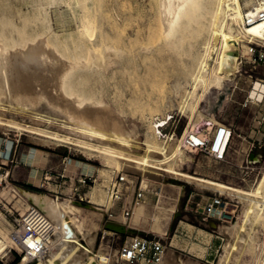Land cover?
Here are the masks:
<instances>
[{"label":"rangeland","instance_id":"obj_1","mask_svg":"<svg viewBox=\"0 0 264 264\" xmlns=\"http://www.w3.org/2000/svg\"><path fill=\"white\" fill-rule=\"evenodd\" d=\"M41 1L0 0V20L8 27L6 29L11 28L13 23L16 28L19 26L14 33L25 30L32 34L42 32V23L46 21L50 31L46 34L60 37L76 35L84 16L90 17L98 25L99 33L105 29L109 0H58L55 3L50 0ZM117 2L120 0L114 3L115 9L120 8V3ZM241 2L245 4L246 0ZM201 49V46H196V55ZM240 49L238 71L230 79L223 80L218 87L199 89L203 94L198 91L199 98L196 101L191 98L186 100L182 96L185 87L189 85L176 87L174 80L181 74V70L174 66L165 69L160 74V80L153 85L143 81L115 84V80L108 75L104 80L93 83L92 80L88 81L82 88L91 96L89 105L96 104V108L91 106L95 115L103 117L107 113L106 118L111 119L118 116L117 118L122 119L126 132L138 140H150L158 149L171 141L172 135L173 141L180 140L184 151L183 162H172V167L177 171L250 192L264 181V93L260 98L258 95L261 92L255 86L257 82L264 85V57L261 60L258 58L259 54L264 55V43L244 42ZM30 82L34 86L37 83ZM25 84L24 92L27 91L25 97L28 100H23L24 103L18 104L15 96V100L3 96L0 102V118L7 124L0 127V241L5 244V251L0 254V264H23V253L13 240V235L21 229L22 219L27 211L33 206L38 207L21 190L54 199L57 196L60 202H73L67 198L69 191L65 188L50 185L47 189L41 186L49 169L52 171L49 172V177L55 182L61 181V174L77 177L84 173L92 180L91 188L83 190L87 195L86 202L80 206L79 213L71 216L80 226L75 225L78 230H83L91 238L95 237L90 241V250L108 254L112 264H128L118 259V250L131 235L117 234L106 229L108 222H119L117 217L125 211L130 212L126 226L137 228L151 238L161 240L166 247L165 257L171 253L176 264H221L226 246L230 244L231 238L237 237L239 226L254 197L181 175L164 172L163 176L151 173L143 177L142 174L125 169L122 170L126 178L123 197L112 202L106 188L122 172L116 170L117 166L112 158L62 142H47L46 138L24 130L29 125L61 133L69 132L62 128V122L68 121V113L64 112L67 108L64 100L56 99L54 92V95L52 92L48 94L53 95L56 102L52 97L49 98L50 95H45L42 89H46L45 84L41 88L36 85L35 89L30 85L27 87L30 83ZM30 90H34L35 94L31 96V92H28ZM52 102L55 106L58 103L59 108L52 105ZM97 106L106 110L105 113ZM71 108L75 109V106L71 105L67 109L71 111ZM108 108L114 113L111 114L113 117L108 115ZM162 122L165 124L157 132L158 125ZM219 127H225L231 135L223 157L217 159L209 152V147ZM190 131L204 136L209 141L208 146L197 150L186 149L182 139ZM64 158L66 163L63 164ZM28 178L32 185L39 183V187L25 184ZM139 187H144L145 196L139 204H135ZM262 187L264 191V183ZM215 194L222 195L230 204L227 216L223 220L212 218L203 221L197 211ZM260 200L264 204V199ZM110 201L113 205L107 209ZM134 206L136 210L133 212ZM256 221L254 227L251 229L249 224V232L244 233L247 235V242L242 243L240 250L243 254L240 252L237 264H264V221ZM51 238L54 239V235Z\"/></svg>","mask_w":264,"mask_h":264},{"label":"bare ground","instance_id":"obj_2","mask_svg":"<svg viewBox=\"0 0 264 264\" xmlns=\"http://www.w3.org/2000/svg\"><path fill=\"white\" fill-rule=\"evenodd\" d=\"M55 1L58 0H50L51 3ZM109 2L105 29L102 33L98 32V25L88 16L82 17L76 35L63 37L46 34L49 31L46 21L42 23L44 24L42 32L37 31L32 34L23 30L26 26L22 29L23 31L14 33L15 29L19 28V24L16 28L14 26L16 24L13 23L11 28L6 29L8 27L4 26V21L0 20V102L3 96L8 98L15 96V99L18 98V104H22L23 100H28V97H25L27 91L24 92L25 83H30L27 85L28 88L29 85L33 88L36 85L37 88H41L45 84L47 90L42 87L45 95L50 92L53 95L55 93L56 99H63L68 109L71 105L75 106V109L71 108V111L67 108L66 111L63 110L68 113V121H61L62 128L69 132L61 133L41 126L29 125H24L27 128L24 129L25 131L46 138L47 142L50 140L59 144L62 142L88 152L104 154L114 160L116 170L130 169L142 174L143 177L151 173L162 176L164 172L171 173L254 197L245 213L244 221L239 226L237 237L234 238V236L230 242L228 241L230 244L226 246L227 250L220 262L221 264H237L236 259L240 256V252L243 254L240 250L242 243L247 242V235L245 236L244 233L249 232V224L252 229L255 221L258 220L259 222H256L260 223L264 216L262 215L264 204L260 200L264 199L262 187L264 181L262 180L261 185L249 192L177 171L172 167V162H183L184 151L180 140L173 141L172 138L162 149H158L150 140H138L126 132L122 119L117 118L118 116L114 118L112 116L114 113L112 114L109 108L108 115L112 114V119L106 118L107 113L102 109V105L101 108L97 107L104 111L105 117L95 115L91 106L96 108V104L89 105L91 96L86 94L82 86L91 80L92 83L104 80L108 75L115 80V84L143 81L153 85L158 79L160 80V74L165 69L174 66L181 70V74L174 80L176 87L189 85L185 87L182 96L186 100L191 98L196 101L199 98V89H206L209 86L218 87L223 80L230 79L238 71L242 43H264V17L260 18L261 14L264 15V0H246L245 4L243 3L247 6L246 9L241 0H120L117 2L120 3L119 9L114 8L116 0H109ZM46 5L45 7L48 6ZM246 17L249 18L248 25H246ZM24 22L27 21L24 20ZM196 46L202 47V51L197 55ZM30 81L37 83L34 86ZM20 84H22L21 87ZM255 86L260 90L261 93L258 96L261 98L264 85L257 82ZM33 91H28L31 92V96ZM40 92L37 93L39 99ZM199 93L201 94L200 91ZM52 96L50 95L49 98ZM53 97L51 99L55 100ZM59 100L58 103H61ZM32 103L36 104L34 101ZM58 103L54 105L57 108H59ZM12 109L16 110L13 107ZM17 109L19 111V106ZM94 111L96 113V110ZM164 124L165 122H162L158 125L157 132ZM4 125L7 124L0 118V127ZM188 135L193 141L201 140L193 131H190ZM230 135V131H225L223 140H228ZM221 136L218 129L211 148L215 143L219 144ZM21 193L44 213L53 226L54 239L49 240L46 256L31 260L30 264H112L108 254L98 253L99 251L94 253L90 250V241L95 237L91 238L86 235L87 233H83V230H78L77 227L80 228V226L76 224L71 214L79 213L81 205L76 202H60L58 199L25 190H21ZM112 205L110 201L107 209ZM132 209L134 212L136 206ZM117 218L115 217L119 220L117 223L122 222L120 224L126 225L129 221L124 214ZM4 251L5 244L0 241V254ZM170 254L168 253L166 257L164 255L161 264H176L173 255ZM30 259L31 257L26 256L24 261Z\"/></svg>","mask_w":264,"mask_h":264},{"label":"built area","instance_id":"obj_3","mask_svg":"<svg viewBox=\"0 0 264 264\" xmlns=\"http://www.w3.org/2000/svg\"><path fill=\"white\" fill-rule=\"evenodd\" d=\"M263 17L264 15L261 14L260 18ZM246 20L247 23H249L248 17H246ZM263 57V54L258 55L259 60ZM225 131H228L225 127H219V135L222 134L220 142L218 145L215 143L212 148L211 143L209 147V152L217 159L222 158L225 151L227 144V140H223ZM194 134L201 140L193 141L189 135H183L182 140L184 147L186 149L194 150L206 148L209 141L204 137H201L200 133ZM173 137L174 135H172V138ZM64 163H66V158L63 160V164ZM49 172H52L51 169L48 170L46 177L41 184L42 187L48 189L50 185H54L58 188H65L69 191L67 193L69 201L78 203L86 202L87 195L83 190L91 188L92 180L90 177L83 174H80L77 177H67L64 174H61V181L55 182V180L49 177ZM125 182L126 178L122 171L118 174L115 181H112L106 188L107 195L112 202H117L122 199ZM145 191L146 190L142 187L138 188L135 204H139L140 201L143 200ZM55 198L58 199L57 196ZM229 205L230 204L226 201L225 197L220 194H215L209 197L197 212L203 221H208L212 218L223 220L227 216V208ZM124 214L128 217L130 212L125 211ZM52 236L53 226L48 218L38 208L31 207L22 219L21 229L13 235V240L23 253L21 262L27 264L31 260L45 257L49 248V240ZM165 251L166 247L159 239L131 236L118 250V259L128 264H161L164 259ZM26 256L31 257V259L29 261H24Z\"/></svg>","mask_w":264,"mask_h":264},{"label":"water","instance_id":"obj_4","mask_svg":"<svg viewBox=\"0 0 264 264\" xmlns=\"http://www.w3.org/2000/svg\"><path fill=\"white\" fill-rule=\"evenodd\" d=\"M78 205H84V203H78ZM106 229L113 231L117 234L122 235H131V236H142V237H150L147 233L144 231H141L134 227H129L124 224L116 223V222H108L106 225Z\"/></svg>","mask_w":264,"mask_h":264},{"label":"crops","instance_id":"obj_5","mask_svg":"<svg viewBox=\"0 0 264 264\" xmlns=\"http://www.w3.org/2000/svg\"><path fill=\"white\" fill-rule=\"evenodd\" d=\"M81 174H84V173H81ZM29 179L28 178L24 183L27 184V185H31V186H35V187H39V183H37V185H32L30 182H29Z\"/></svg>","mask_w":264,"mask_h":264},{"label":"trees","instance_id":"obj_6","mask_svg":"<svg viewBox=\"0 0 264 264\" xmlns=\"http://www.w3.org/2000/svg\"><path fill=\"white\" fill-rule=\"evenodd\" d=\"M18 260H19V258H18Z\"/></svg>","mask_w":264,"mask_h":264}]
</instances>
